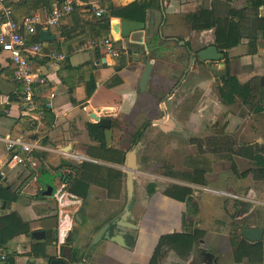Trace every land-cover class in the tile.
<instances>
[{
  "label": "crops",
  "instance_id": "obj_1",
  "mask_svg": "<svg viewBox=\"0 0 264 264\" xmlns=\"http://www.w3.org/2000/svg\"><path fill=\"white\" fill-rule=\"evenodd\" d=\"M57 1L6 0L5 5L11 9L12 18L20 22L25 15L51 7ZM93 1L73 0L72 13L57 26L48 28L54 36L53 40L42 42L38 32L36 34L37 42L42 44V54L30 56L29 61L33 71L44 78V83L33 85V98L39 105L51 103L48 112L44 108L42 117L37 109L23 104L18 91L20 86L13 77L14 65L7 54L0 51V188L9 198L0 199V217L16 213L28 225L25 233L16 234L8 240L3 247L4 251L12 253L14 264H43L64 247L69 248L65 253L70 254L75 262L83 264H150L161 236L175 239L180 233L190 232L194 241L188 253H185V247L178 238L166 247L183 264H264V225L258 222L257 215L248 216L249 212H243L237 207L244 204L243 200L249 201L259 195L264 197L260 193L264 187V176L257 171L264 168L263 118L258 126L256 123L253 127L247 122L248 116L240 120L244 124L241 133H245L247 140H250L238 146L235 164L229 162L226 167L234 177L240 175L242 179H236L238 182L235 184L229 180L230 190L227 187L214 189L209 185L204 186L206 181L218 183L215 176L194 183L198 190L193 192L192 199L197 203V211L195 221L186 226V231L172 233L174 225L175 228L177 226L174 221L181 218L185 204L172 198L169 204V197L165 195H160L152 205L158 209L157 214L152 211L147 215L143 210V200L138 201L130 217L135 220V226L118 222V226H113L109 231L110 222L117 217L116 207L123 203L128 191L127 177H121L120 173L131 166L128 153L123 164H116L119 155L114 158V152L111 151L116 136L121 128L129 129L130 122L137 123L147 116L146 113L152 115L153 109H160L162 96L167 95L173 99L178 93L174 89L170 91L174 84L170 75L161 73L156 79L154 73L157 66H181V63L164 62L158 58L159 54L164 51V47L175 43V50L179 52L185 51L188 54L198 51L214 44V34L213 29L197 30L184 24L183 16L189 9L195 11L194 8L200 6L201 0H101L103 17L95 16L91 5ZM139 2L149 4L145 9L144 20L137 13H130L131 19L128 20L143 22V30L131 32L129 38L118 39L113 38L110 28L107 33L100 31L97 34V26L94 25L96 21H105L104 17L123 20L109 15L110 9ZM208 6L210 9L213 7L219 15H227L229 9L245 8L246 0H209ZM257 11L264 15V3ZM206 33L208 35L204 37ZM33 36L25 37L29 41ZM106 37H111L119 47L117 57L109 56L104 49L90 46L93 39ZM223 51L230 75H236L242 83L259 79L258 87L261 91L258 97L263 109L258 115L264 116V82L261 80L264 76V40L258 44L255 54H248L246 40ZM51 52L64 54L65 59L50 60L48 55ZM146 59L152 61V68L145 88L140 89ZM251 63V70L239 72L242 65ZM201 75L200 71L192 78L197 80V88L203 93L197 106L198 115L195 116L199 125L206 111L218 113L221 106L232 109L234 104L221 102L217 95L215 100L202 101L203 97L210 98L213 95V89L211 80ZM117 80L120 82L116 83ZM169 83L171 87L167 86ZM51 94L54 96L51 97ZM156 105L158 107L155 108ZM105 109L108 111L105 112ZM92 112L110 119L112 137L109 146L104 143V129L90 117ZM222 115L223 126L232 131L236 119L234 113L225 110ZM156 121L161 125L175 126L170 114ZM89 124H97L103 140L91 138ZM18 136H22L23 142L32 146L34 165L5 164L8 153L4 139ZM131 160L134 163V157ZM75 180L88 184L83 197L69 192ZM200 180L204 183H200ZM137 183L134 185L142 193V180L138 178ZM251 183L262 187L252 186ZM59 193H63L66 198L60 203L56 199ZM220 197H228L227 203L232 198L238 199L230 213L235 214V222L230 221V224L225 225L217 222V218L224 220L219 216L217 200ZM227 208L231 210V207ZM153 215L174 218L172 224L155 232L152 228L156 226L152 223ZM52 216L57 217L56 227L48 224L43 231V238L33 237L31 232L43 230L41 221ZM243 226L262 228V238L258 241L247 240L241 235ZM41 248L43 253H40Z\"/></svg>",
  "mask_w": 264,
  "mask_h": 264
},
{
  "label": "rangeland",
  "instance_id": "obj_2",
  "mask_svg": "<svg viewBox=\"0 0 264 264\" xmlns=\"http://www.w3.org/2000/svg\"><path fill=\"white\" fill-rule=\"evenodd\" d=\"M208 2H209V0H201L200 6L197 8H194L195 11H191L189 9V12L183 16L184 24L185 25L188 24L189 26H191V22H192V20H194V22H196V25L199 28L207 26L211 21V18L209 16L199 15V14L194 15L193 13L197 14V11L199 9H203L205 11L209 10L210 8L208 6ZM186 9H188V8H186ZM190 15H194V17L191 18ZM207 35H208V33H206L204 35V37H206ZM175 48H177L176 43L174 45L168 46L167 48L164 47V49H163L164 51L159 54L158 58L161 60H164V62H170V63H176V62L180 61L181 66H157L158 69H156V73H154V77L156 79L162 73L163 75H166V76L170 75L173 78V80H176L179 76V73L183 69V67L187 65V61H188L187 53L185 51L179 52V51H177V49L175 50ZM232 64H233V62H232ZM252 64L253 63H251L250 65H242L239 69V72L242 70H246V69L251 70ZM230 76H232L231 77L232 78L231 88L233 90V92H232L233 96H231V97L233 99L232 102H234V104L232 105V109H230V108L224 109L226 107L221 106V108H219L217 110L218 111L217 114L220 115V118L222 117V114L225 110H229L232 113H234V117L236 118L235 119L236 123L234 122L232 125V128H231L232 131H230V129L225 130L226 138L220 139V143H219V141H217L218 138L215 137L214 139L209 140L210 146L209 147L206 146L205 148L201 147V145L204 144L205 141L203 139L197 140V142H199L201 144L200 145V152L198 154V157L195 158L196 161L194 163H192V161H190L191 164L185 160L182 161V157L185 156V154H187V153L182 154V152L176 151L177 144L179 142L185 143V141H184L185 136L182 137L181 134H179L178 136L172 135L171 137H173V138L168 136V138L171 140V143L166 147V151H165L168 154V159H169L168 162L166 161L167 170L169 172H175L177 170L176 172L180 173L181 172L180 169H181V170H184L182 172V174H188V172H190V170L192 168L198 167V169H199V170H197L198 172L203 170L200 172L201 174H203V172L205 173L206 171H208L209 173H212L213 177L214 176L216 177L215 179H217L218 183L217 182L211 183V182H213V180L209 181L208 183H207V181L204 183V186L209 185L211 188H214V189H224L225 187H227V188H229L227 190H230V184H228L229 180L231 182H234L233 184H235L236 182H238V181H236V179L240 180L243 178V177H240V175L234 177L231 174L230 169H227V167H226V166H228L229 162H234V164H235L234 160H236L237 156H238L236 150H237V148H239L238 146H240L241 143H243V142H245V140H247V136L245 135V133H241V127H242V125L244 126V124H241L240 120H242V119L245 120V117L248 116L247 122H248V124H251V126L253 127V126H256V123L258 126L259 121L262 118L264 119V116L258 115V112H260L259 108L263 105L261 103L259 97H258V92L260 90L258 87L259 86V79L256 78V79H253L251 81L249 80V81H245L242 83L241 81L238 80L236 75H230ZM200 77H204L205 79L211 80L212 85L211 84L210 85L212 86V89H213V95L210 98L203 97L202 101L205 100L206 102H208L209 100H213V98L215 100V97L217 95L219 97V99L221 100V102L225 103V101L222 100V97H221V94L219 91V87H221L219 79L216 78L214 80L204 69H203L202 75ZM173 80L171 82H173ZM191 85H193V83L190 81L188 83V86L186 85V87L184 88V92H180V93H187V91H189L191 89ZM167 86H170V83ZM195 88H194V90H195L194 99L189 98L187 101H184V102H186V104H189L188 105L189 107H195L194 111H196L197 105L199 102H201V97L203 96L202 90L201 89L199 90L197 87H195ZM226 89H228V88H226ZM165 90H167V89H165ZM164 93H161V94L163 95ZM177 99H182V97H178ZM208 113H210V111ZM179 118L181 120H183V122H185L187 125L193 124L196 126V122L198 121L197 119L187 120L185 117L183 119V117L181 115H179ZM144 120H145V117L143 119H139L138 123H141V121H144ZM125 126H127V125H125ZM216 126L220 127L221 125L219 123V125H216ZM206 127L204 126L202 131L205 134H210L211 137H214L215 135H213L211 130H208V128H206ZM153 128H155V127H153ZM221 128H223V126ZM186 135H188V134H186ZM121 137L124 138L125 136L118 133L116 136V140H115L116 144L118 143L119 138H121ZM249 140L250 139H248L247 141H249ZM225 142H226V145H225ZM213 150H215V152ZM179 152H180V154H179ZM162 154H163V152L160 151L159 148H153L152 149L153 158H160V156ZM238 174H239V171H238ZM176 179L179 180L182 178H176ZM173 182H165V181H161V180L156 181V183L159 186L161 184L162 185L167 184L168 190L165 191V195L167 197H169V204L171 203L170 198L175 199V200L180 201L181 203L185 204L184 207L182 208L183 211H181V215H182L181 218H179V220L174 221V223H176L177 226L175 228V225H174L175 230L172 233H175L176 231H179V230L186 231L185 229H183V227L185 228V226L191 225L193 220L195 221L194 210H195V206L197 205V203L193 199H190V198L188 199L187 196H190L191 194L194 195L193 192H196L198 190V188H197V185L192 183L191 181L183 180L182 182H180V184L183 186H186V187L183 188L180 185L181 188L179 190H177V189L175 190L174 188H170V186H172ZM222 184H224V185H222ZM251 185L256 186V187L257 186L262 187L261 185H257L256 183H251ZM192 186H194V187H192ZM187 187L190 189H188ZM183 189H186V190H183ZM254 189L256 191L255 187H254ZM178 191H180V193H178ZM260 193H262L264 196V187H263V189H260ZM233 199L234 198L231 199L230 203H227L229 200L228 197L227 198L220 197L217 200V204L219 205L218 206L219 207V213H220L219 216H221L222 219H224V220H220V218H217V222H220L222 225L230 224V221L235 222L234 221L235 214L232 215L230 213L233 212L232 206H233V204L238 202V199H234V200ZM242 202H244V204H242L241 207L238 205L237 206L238 209H242L243 212H249L248 216L257 215L258 217L257 216L256 217L258 219V222L264 225V214L262 215V213H264V197L259 195L252 200H249V201L243 200ZM192 203H193V205H191ZM226 205L231 207L230 211H228V208ZM256 206H258V207H256ZM157 210L158 209L156 207H153V211H155L156 214H157ZM179 211H180V209H179ZM159 216H161V215H159ZM248 216H247V218H248ZM165 217L166 216H161V217L157 216L156 217V215H153V222L152 223L154 226L155 225L156 226L152 227V228L155 232L156 231L159 232V231L163 230L162 227L164 228V226L172 224V221H173L172 219L174 218V216H171V217L167 216L168 218H165ZM165 234L166 233H164V235ZM169 237L170 236H164V238H167L166 240H168ZM160 238H162V236ZM169 241L170 240H168V242ZM163 243L168 245L167 242H163ZM163 248H164L163 249L164 255L158 264H183L181 261H177L178 259L176 258L175 253L171 249L169 250V248H166V246H163ZM179 260H181V259H179Z\"/></svg>",
  "mask_w": 264,
  "mask_h": 264
},
{
  "label": "flooded vegetation",
  "instance_id": "obj_3",
  "mask_svg": "<svg viewBox=\"0 0 264 264\" xmlns=\"http://www.w3.org/2000/svg\"><path fill=\"white\" fill-rule=\"evenodd\" d=\"M196 52L197 51H192L191 53L187 54L188 57L187 65L183 67V69L179 73L178 78L173 82L174 84L172 85L170 91L173 89L177 90L178 91L177 95H175L173 99L168 98L167 95L162 96L161 97L162 107H160V109L156 105L155 108L156 107L158 108L153 109V111L151 112L152 115H150V113H146L147 116H145V120L143 122L138 123L137 121V123H134L133 121L130 122V127L129 129H126V131L123 130L122 128L120 129L121 131L120 133H122V135L125 137L119 138L117 144L114 142L111 151L112 153L114 152L113 154L114 158H116V155H119L118 160L115 161L116 164L118 165L124 163L127 157L126 156L127 153L128 156L130 157L129 162L131 161V158L134 157V163L132 166L133 180H132L131 189L130 191L129 190L127 191L123 203H121V205L116 207L118 210L117 217L115 216L114 217L115 219L110 222L109 231H111L113 226L115 225L118 226V222L126 226H129V224L135 226V220L133 219L131 220L130 217H131V210H133V207L138 201L143 200L144 202V204H142L144 205L143 210L147 215H149L150 212L153 211L152 205L155 204L156 199L159 198L160 195L164 196L165 191L168 190L167 184L166 185L161 184L159 186L156 183L157 180L158 181L161 180L165 182L174 181L172 186H170V188L179 190L181 186L183 188L186 187L180 184V182H182L183 180H189L192 183H196L197 180L201 178L204 181L213 178L212 173H209L204 168L203 169L206 172L205 173L203 172V174L200 173L203 170H201L200 172L197 171L199 170L198 167L192 168L190 172H188V174H182L184 170L181 169H180L181 171L180 173L176 172L177 170L175 172H169L167 170V165H166V161L168 162L169 159H168V154L165 151H166V147L171 143V140L168 138V136L169 137H171L172 135L178 136L179 134H181L182 137L185 136L184 138L185 143L177 142L178 144L176 151H180L182 152V154L187 153L185 154V156L182 157V161L185 160L189 163L190 161L194 163L196 161L195 158L198 157V154L200 152L201 144L197 142V140L203 139L205 143L202 144L201 147L205 148L206 146L207 147L210 146L209 140L214 139L215 137L218 138L217 141H219V143H220V139L226 138V133H225L226 128L222 124L223 115L220 118L219 114L210 111V115H209L208 111H206L205 116H202L201 118L202 122L200 123V125L199 122L198 123L196 122V126L193 124L187 125L185 122H183V120L179 118V115H181L183 119L185 117L187 120H192L195 119L196 115H198L197 108L196 111H194L195 107H189L188 106L189 104H186V102H184L187 101L189 98L194 99L195 97L194 88L197 87V80L192 79L194 75H196L200 71L202 73L204 69L214 80L218 78L221 86L223 83H226L225 82L226 77L230 76L229 65L225 57L224 51H223L224 57L221 61L211 63V66H214L219 64L220 62H223L227 70V73L224 76H214V71H212L208 67L206 62L201 61L196 56ZM190 81L193 83V85H191V89L187 91V93H180V92H184V88L186 87V85L188 86V83ZM178 97H182V99H177ZM169 114L172 122L175 124L174 127H170L167 124L161 125V123L156 121L161 118H164V116ZM154 122L157 123L154 124ZM219 123L221 126L220 127L216 126L219 125ZM204 126L205 127L207 126L206 128H208V130H211V132L215 136L211 137L210 134H205L202 131ZM222 126L223 128H221ZM152 147L159 148V150L163 152L160 158H153ZM213 151L215 152V150ZM128 168L129 166L127 167V169ZM120 175L121 177L123 176L126 178L127 170L121 172ZM138 178L139 181L142 180L143 182L142 193L139 192L138 188L135 186L136 184H138L137 183ZM176 178H182V179L177 180ZM178 193H180V191H178ZM140 194H142L141 197ZM189 197L192 198V194ZM191 205H193V203Z\"/></svg>",
  "mask_w": 264,
  "mask_h": 264
},
{
  "label": "built area",
  "instance_id": "obj_4",
  "mask_svg": "<svg viewBox=\"0 0 264 264\" xmlns=\"http://www.w3.org/2000/svg\"><path fill=\"white\" fill-rule=\"evenodd\" d=\"M5 2L6 0H0V51L5 52L14 65L13 77L16 84L20 86L18 91L23 104L37 109L38 114L42 117L44 108H51V103H41L40 107L37 100L33 98V85L35 83L43 84L44 78L33 71L29 61L30 56L42 54V44L40 42H29L25 36H33L42 28L57 26L67 14L73 11L74 2L73 0H58L51 7H45L38 12L25 15L20 22L12 18L11 9L5 5ZM91 5L96 17L104 16L101 0H94ZM90 46L104 49L111 57H117L120 51L111 37L93 39ZM48 57L54 61L65 59L64 54L55 52H51ZM50 96L53 97L54 94ZM4 140L8 153V160L5 164L34 165L33 148L30 144L23 142L22 136L5 138ZM56 199L60 203L66 198H64L63 193H59ZM5 258L6 252L0 246L1 264Z\"/></svg>",
  "mask_w": 264,
  "mask_h": 264
},
{
  "label": "trees",
  "instance_id": "obj_5",
  "mask_svg": "<svg viewBox=\"0 0 264 264\" xmlns=\"http://www.w3.org/2000/svg\"><path fill=\"white\" fill-rule=\"evenodd\" d=\"M263 3L264 0H246L245 8H242L240 10L229 9L226 12L227 15H219L215 13L213 7L207 11L203 9H199L197 11V14L196 13L193 14L209 16L211 18V21L207 26L199 28L196 25V22L192 20L191 26L197 30L209 29V28L213 29L214 44L219 49L227 50L229 48L238 45L241 42V40H246L249 51L248 54H255L257 51L258 44L260 43L261 40H264V15H260L259 12L257 11V8ZM148 5H149L148 2H139V3L131 4L127 7L112 8L109 11L110 13L109 15H111L112 17H119L123 19H131L129 14L137 13L140 14V18L144 20L145 9L148 7ZM71 13L67 14L65 17L69 16ZM194 15H190L191 18L194 17ZM94 25L97 26V34H99L100 31H104L107 33V31L109 30V23L102 21L101 19L96 21ZM36 34L33 36L34 38L32 37L29 40L30 42H37L38 38ZM231 77L232 76H227L225 80L226 83H223L222 86L219 88L222 100H224L225 103H231L233 101L231 97L233 96L232 94L233 90L231 88L232 85ZM119 82L120 81L117 80L116 83ZM262 109L263 108L261 106L259 108V111H261ZM45 110L47 112L49 111L47 108H45ZM88 131L93 140H97V141L103 140L102 133L100 132V129L97 127V124H89ZM257 171L258 173L261 174V176H264V168H260ZM197 182L199 183V180ZM201 182L204 183L203 180H200V183ZM187 198L192 199L189 196H187ZM0 199H4V200L9 199L4 195V190L1 188H0ZM196 211H197V206H195V210H194L195 214ZM27 230H28L27 223H24L16 213H10L6 216L0 217V245L2 247H5L6 243L11 237H13L16 234L25 233ZM185 230H186V226H185ZM176 238L181 240L180 244L185 247L184 249L185 253H188L194 241L192 240V235L190 234V232L180 233L175 237V239ZM166 239L167 238L162 237L158 240V243L153 251L150 264L158 263V261L164 255L163 246L166 247L170 246L174 238L169 237L168 238V240H170L169 242ZM163 242H167L168 245H166ZM40 253H43V248L40 249ZM2 264H14V258L12 253L8 251L6 252V258Z\"/></svg>",
  "mask_w": 264,
  "mask_h": 264
},
{
  "label": "water",
  "instance_id": "obj_6",
  "mask_svg": "<svg viewBox=\"0 0 264 264\" xmlns=\"http://www.w3.org/2000/svg\"><path fill=\"white\" fill-rule=\"evenodd\" d=\"M103 20L107 21L109 23L110 33L113 36V38H129L131 32L136 30H143L145 24L143 22L123 19V20H110L109 17H104ZM38 36L42 42H46L49 40H53L54 36L49 33L48 28H42L38 31ZM116 38V39H118ZM196 56L203 62H206L208 67L214 71V76H224L227 73V70L224 66L223 62H220L217 65L211 66V63H215L217 61H221L224 57L223 50H220L217 48L216 45L210 44L206 47L198 50L196 52ZM152 68V61L149 59L145 60V67L143 70V73L140 78L139 87L140 89H144L146 86L147 81L150 77V72ZM262 83L264 82V76L261 78ZM108 109H105V112H107ZM90 117L95 120L98 125L104 129V138L105 143L107 146L110 145L111 137H112V131L110 129V119L108 117H99L95 113H91ZM131 166L127 169V184H128V190L130 191L132 186V166L133 162L132 160L129 163ZM88 184L85 182H82L80 180H75L71 183L69 192L77 195L79 197H83L86 193ZM48 224L53 225L56 227L57 224V217L52 216L49 218H44L40 225L42 226L43 230L40 231H34L31 232V235L35 238H43L44 237V229L47 228ZM263 229L260 227H253V228H247L246 226H243L241 228V235L250 241H258L262 238ZM69 248L64 247L62 248L61 252H57L56 255L48 258L43 264H83V262H75V259L70 255L65 253V251H68Z\"/></svg>",
  "mask_w": 264,
  "mask_h": 264
},
{
  "label": "bare ground",
  "instance_id": "obj_7",
  "mask_svg": "<svg viewBox=\"0 0 264 264\" xmlns=\"http://www.w3.org/2000/svg\"><path fill=\"white\" fill-rule=\"evenodd\" d=\"M116 38H118V37H116Z\"/></svg>",
  "mask_w": 264,
  "mask_h": 264
}]
</instances>
